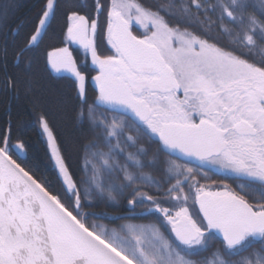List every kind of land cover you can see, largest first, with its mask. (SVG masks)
I'll return each instance as SVG.
<instances>
[{
    "label": "snow or ice",
    "instance_id": "obj_1",
    "mask_svg": "<svg viewBox=\"0 0 264 264\" xmlns=\"http://www.w3.org/2000/svg\"><path fill=\"white\" fill-rule=\"evenodd\" d=\"M5 35L7 91L68 81L80 164L43 111L51 179L0 128V264H264V0H42L15 75Z\"/></svg>",
    "mask_w": 264,
    "mask_h": 264
},
{
    "label": "trees",
    "instance_id": "obj_2",
    "mask_svg": "<svg viewBox=\"0 0 264 264\" xmlns=\"http://www.w3.org/2000/svg\"><path fill=\"white\" fill-rule=\"evenodd\" d=\"M38 7L40 4L39 0H35ZM75 2V0H73ZM90 2V0H88ZM161 2V0H144L147 5H152ZM10 0H0V9H2L6 16L3 22L0 23V44H3L7 34V46L9 55L7 57V72L15 75L18 72V67L14 64V57L12 55L15 46L23 43L24 37L31 32L32 24L22 25L16 34H13L9 29L17 28L16 22L11 19ZM31 4V5H32ZM61 28L59 18L56 23L53 24V30L55 36L50 33L49 37L44 39L40 49L34 52H30L25 56V61L29 57L36 58L42 57L46 50L51 46H60L58 42V34ZM100 51L104 54H108L110 51L106 42L101 44ZM76 58L80 61L84 60L82 53H75ZM5 61L0 59V128L6 127L9 118H11L12 124V140L13 143L19 138L26 142L28 150L25 153V157L30 163L39 168L40 172L51 179V172L46 166L45 152L42 138L40 135L39 125L36 120L40 113L43 111L47 113L48 119L55 128L58 136L62 142L69 145L68 155L69 164L73 171H77L80 160L75 147L72 146L71 142L79 136L77 128L74 126L72 120L68 117L67 112L61 107V101L66 99L69 93V84L67 80H58L55 76H49L42 70L41 63H34V73L36 83L33 87L32 92H25L23 89L20 90L19 94L10 93L5 88L4 79V65ZM90 66V63L88 61ZM94 74V73H91ZM90 74V75H91ZM90 78V76H89ZM91 89V86H90ZM36 105L34 108L33 105ZM58 188V185H55ZM126 204V201H124ZM106 223L109 228H115L126 221L117 220L114 223ZM134 223H147L145 220H135Z\"/></svg>",
    "mask_w": 264,
    "mask_h": 264
},
{
    "label": "flooded vegetation",
    "instance_id": "obj_3",
    "mask_svg": "<svg viewBox=\"0 0 264 264\" xmlns=\"http://www.w3.org/2000/svg\"><path fill=\"white\" fill-rule=\"evenodd\" d=\"M35 0H10V9H11V19H13L16 23L18 29L22 25L33 24L34 17L38 13L41 7L42 0L40 1L39 6H36L35 3L32 4ZM32 4V5H31ZM8 37V36H7ZM90 79V78H89ZM213 179L220 183V178L212 173H209ZM205 183L206 181H201ZM225 183H231V181H224ZM207 183H211V181H207ZM147 222V220H145Z\"/></svg>",
    "mask_w": 264,
    "mask_h": 264
},
{
    "label": "water",
    "instance_id": "obj_4",
    "mask_svg": "<svg viewBox=\"0 0 264 264\" xmlns=\"http://www.w3.org/2000/svg\"><path fill=\"white\" fill-rule=\"evenodd\" d=\"M89 63H90V60H89Z\"/></svg>",
    "mask_w": 264,
    "mask_h": 264
}]
</instances>
